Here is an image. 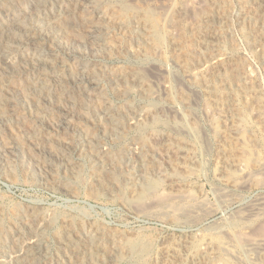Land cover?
Listing matches in <instances>:
<instances>
[{
    "label": "rangeland",
    "instance_id": "rangeland-1",
    "mask_svg": "<svg viewBox=\"0 0 264 264\" xmlns=\"http://www.w3.org/2000/svg\"><path fill=\"white\" fill-rule=\"evenodd\" d=\"M109 1L89 0L91 2L89 3L87 0H39V6L41 7L39 8V14L47 18L58 16L56 19L63 21L67 18L64 15L67 13V9L76 10V25H72L75 27L67 25V28L63 30L54 29L53 31L56 36L64 34L67 42L72 39L74 34H77V36L82 34L85 37L89 23L92 20L107 26V30H105L103 35L109 38L111 45L106 52L97 50L94 54H90L83 46H76V50H71V52H64L63 50L56 52L58 55V66L59 64L65 66L67 83L75 95L74 99L61 95L56 98L51 91L49 99L45 100L40 94L33 92L29 88L28 85L31 79L33 80L38 74L43 73V75L46 74V79L52 85L53 91H59L61 87L54 80L52 73L55 70L53 67L32 69L29 73H22L19 70L13 72L5 71L0 62V246L6 245L5 252L0 250V264H86L88 262V254L84 251V247L86 246L87 248L85 243L86 235H88V232L92 233L95 228H99L102 232L104 231L103 239H100V243L105 257H108L110 251L114 250L111 245L115 235L122 237V240L124 237H129L131 240L134 239V242L138 241V239L144 244L147 242V246L154 253L162 237L173 233L174 239H178L184 234L181 228H188L192 230L194 238L199 240L203 237V231L207 226L211 225V223H225L224 219L228 216L227 212L221 210L218 196L214 195L210 189V182L213 180L215 169L221 163L219 160L222 154L219 157L217 150L216 160L210 158V155L215 152V148H218V128H216V133L213 130V133L209 132L207 134V146L211 149L210 152L203 148L204 145L199 151L202 158L201 166L192 168L196 174L199 171L200 178L205 183L203 186L205 188L204 192L199 195V198L194 195L195 199L193 201L195 203L190 201L192 202L191 204H194L193 208L191 207L193 212L190 211V213L194 218L197 215L199 216L196 218L197 221L180 222V224L176 222V218L173 217L174 213L171 210L165 212V210L155 209L156 213L153 210V213L146 210L144 212L135 205V198H137L139 191L141 192L144 189L145 185L148 186V189L150 186L154 189L148 190V194L149 196L152 195V198L166 189L164 177H160L157 172V176L153 175L152 172H148V181L137 176L138 168L136 165L142 160L150 159L153 150L156 149L153 154L160 159L158 162L160 164L154 165L155 167L157 166V168L161 169L164 167L169 171V174L175 172L174 174L178 173L176 175L180 174V176L185 171L178 172L179 170L175 169V167L168 166V162L163 163L164 160H161L158 156L161 151V148H158L159 146L157 145L158 140L155 137H149L152 131L148 130V133L140 134L139 130H136L140 124L144 123L143 120L145 121V119L132 118V120H129L130 112H132L131 106H136L137 108L145 106L143 98L136 89L116 79L118 72L133 70L140 65L135 60L137 57L131 56L127 59L122 55L121 51V45L128 40V33L131 31L134 21L132 22V12L128 11L129 18L127 19L124 16L127 26L114 24L110 18L109 12L111 11L107 8ZM161 1L148 0L147 2L156 6H168L170 4L172 12L173 10L175 12L177 7L182 4V8L186 11L182 17L185 31L186 28L189 29L198 25L201 14L206 9L209 10L208 2L203 0L198 3L194 2L197 0ZM226 1L228 2V0L224 2ZM35 2L37 3L38 0H0V33L9 26L14 29L15 27L18 28L15 29L16 32L11 34L8 39V47L12 49L17 60L20 57L30 56L35 52L30 39L31 37L39 36L40 33L38 32L40 30L33 22H30V25L28 20L26 21L27 24L25 21L21 23L25 13L28 14L35 11ZM80 3L84 7H81ZM94 3L99 6L97 7ZM100 7H104V10L99 9ZM81 8H84L85 12ZM88 18L91 20L86 21L89 20ZM159 18L160 14L157 15V19ZM175 30L176 32H174ZM178 31L177 28L173 27L170 31H166V37L170 38L176 33L175 36L180 39L179 41L185 49L187 48L185 52L188 53L189 51L191 53L194 49L193 39L191 36L184 37L185 32ZM140 32H142L140 36H144L143 31L141 30ZM235 32H233L234 46L239 50L242 59L251 61L261 73L263 68L253 57L241 30L238 29ZM0 37L5 39L3 35ZM43 37L44 39L41 42L44 45L46 44V47L42 51L45 54L48 51L50 41L49 38ZM81 50L82 55L79 54ZM160 58L166 59L164 54ZM81 64L86 67L85 75L93 73L98 76L97 79L89 80L87 77L83 78L82 76L77 78L75 82L69 79L68 73L74 75L77 67ZM112 79L113 81H111ZM260 81L264 83L263 78ZM104 102L112 109L111 114L115 119L114 125L118 130L116 134L110 133V121L106 119L101 110L100 105ZM137 123L138 126L136 125ZM243 124L244 127L248 125V123ZM182 133L180 135L172 134L171 137L173 140L177 139L192 146L191 141L187 139V134ZM84 137L89 140H84ZM228 141L222 142L227 147L225 150L226 155L231 153V151L235 153L236 147L242 144L232 140ZM243 146L244 149H247L245 144ZM263 148L264 146L259 151L262 155V160H264ZM148 149H151L150 153L146 152ZM95 155L97 159H102L103 164L96 162L98 160ZM72 170L74 173H72ZM205 171L207 172L206 175ZM81 178L84 179L82 180ZM99 182L103 183V185L100 186ZM181 191L176 195H181L182 198H189L191 195L186 189ZM190 191L192 192V189ZM258 193L255 190H247L243 193V196L248 199ZM120 194H122L121 197H119ZM132 197L134 201L131 200L133 199ZM199 199H202V201ZM207 205L209 206L206 207ZM238 206L237 203H234L232 209L236 210ZM194 218L191 217L192 220ZM94 233L96 232L94 231ZM34 235L42 238L43 247L41 248L43 250L41 252L34 250L30 246L31 237ZM218 238H220V234H216V240ZM87 243L89 244L88 240ZM90 248L92 247L90 246ZM119 248L120 252L122 251V254H124L123 245ZM0 249L2 248L0 247ZM18 249H22L24 252V255L19 257L20 259H16L17 257L15 256ZM73 249L78 250V252H73ZM122 254L120 253L116 256L114 259L116 262L114 261L112 264H132V259L129 260ZM103 257V255L98 257V262L101 264H105Z\"/></svg>",
    "mask_w": 264,
    "mask_h": 264
},
{
    "label": "bare ground",
    "instance_id": "bare-ground-1",
    "mask_svg": "<svg viewBox=\"0 0 264 264\" xmlns=\"http://www.w3.org/2000/svg\"><path fill=\"white\" fill-rule=\"evenodd\" d=\"M87 1L89 2V0ZM147 1L110 0L108 2L107 8L111 11L109 12L110 18L116 25L127 26L125 17L128 19V11L132 12V22L134 21V24H132L131 28L133 30L131 29L128 33V40L121 45V51L122 55L127 59L135 56V58L137 57L135 60L140 63L133 70L118 72L116 79L136 89L145 102V106L143 107L137 108L136 106H131L132 112H130V115H133V117L130 116L129 120L141 118V120L145 119L146 121L143 120L144 123L139 126L137 123L138 127L136 130H139L140 134L148 133V130L152 131L149 137H155L158 140V148H161L158 156L161 160H164L163 163L168 162V166L175 167V169L179 170L178 172L185 171V173L180 176V174L176 175L178 173L174 174L175 172L172 170L174 173L169 174V171L163 166L162 169L157 168V166L155 167L154 165H157L160 161L153 154L156 149L152 152L151 149L146 150L147 153L151 152V158L140 162L137 161V176L146 181L148 172H152L155 176H157V172L160 177H164L166 189L152 198V195L149 196L148 190L153 188L150 186L148 189V186L145 185L144 189L141 192L139 191L141 194H137L135 205L139 210H146L148 212H152L155 209L165 210V212L171 210L177 223L194 222L199 216L197 215L194 218L191 215L190 211L193 212L191 207L193 208L194 204H191L192 202L190 201L195 199L194 195L199 198V195L204 192L205 188L203 186L205 183L201 180L199 171L196 174L192 168H199L201 166L202 158L199 151L204 145L203 148L210 152L211 149L207 146V134L213 130L216 133V128H218V148L216 149L214 146L215 152L213 155H208H210L211 159L216 160L217 150L219 157L222 154L219 160L221 163L217 162L220 163V166L218 168L214 167L216 169L211 181L212 183L210 182V189L214 195L218 196L220 208L222 211L227 212L228 216L224 219L225 223H211V225L207 226L203 231V237L199 240L194 238L192 230L188 228H181L184 234L178 239H174L173 233L169 236L164 235L165 237H162L161 240L159 239L160 241L154 253L147 246V242L144 244L139 239L134 242V239L131 240L129 237H124L122 240V237L120 238L115 235V237L113 236L114 238L112 237L113 244L111 245L114 250L110 251L108 257H105L100 243L104 231L102 232L99 228H95L92 233L88 232V235H86L85 243L87 244V248L86 246L84 247V251L88 254V262L86 261V264H101L98 262L100 255L104 256L105 264H112L115 261V257L120 253L122 254L120 248L118 249L122 245L125 251L122 255H125L129 260L132 259V264H264V160H262V155L259 152L264 146V83L260 81L261 78L264 79V0H228V2H224L225 0H203L208 2L207 6H209V10L206 9L201 14L199 24L197 23L198 25L189 29L186 28V31L182 22L183 13L186 11L182 8V4L177 7L175 12L174 10L172 12L170 4L168 6H156ZM194 2L198 3L201 0ZM39 4V0L37 3L35 2V11L33 13H25L21 21L23 23V21L26 22L28 20L29 24L33 22L40 30L38 32L40 33L39 36L31 37L30 39L35 52L30 56L20 57L17 60L12 49L8 47V39L11 34L16 32L15 29L18 28L14 26V29L6 25L7 28L0 33V36H5V39L0 37V62L5 71L13 72L19 70L22 73H29L32 69L53 67L55 70L52 73L54 80L61 87L59 91H53V87L46 79L45 73V75L40 73L33 80L31 79L28 85L29 88L33 92L40 94L45 100L49 99L51 91L56 98L61 95L74 99L75 95L67 83L65 66L61 64L58 66V55L56 52L58 50L71 52V50H76V46H83L90 54H94L97 50L106 52L111 45L110 40H108L109 38L103 35L105 30H107V26L92 20L89 23L85 37L82 34L78 36L74 34L72 39L67 42L64 34L56 36L53 31L54 29L63 30L67 28V25H76V10L67 9V13L64 14L67 18L59 21V19H56L58 16L52 18L41 16L39 14V8H41ZM80 4L81 7H84L82 3ZM94 5L96 4L94 3ZM99 9L104 10V7H100ZM82 10L84 11V8ZM159 14L160 18L157 19V15ZM71 18L72 20H70ZM173 27L177 28L178 32H185L184 37L191 36L194 46V49H191V53L189 51L188 53L185 52L187 48L185 49L179 41L180 39L175 36L176 33L170 38L166 37V31H170ZM238 29L241 30L253 57L262 66V74L251 61L243 60L239 50L234 46L233 32ZM141 30L144 36H140L142 34ZM43 36L47 39L49 38L50 41L48 51L45 54L43 53V49L46 47V44L44 45L41 42L44 39ZM148 51L151 53L149 52V54ZM79 54H83L82 50ZM162 54L165 55V60L160 58ZM81 65L77 67L74 75L68 73L69 79L73 82L81 76L83 78L87 77L89 80L97 79L98 76L96 74L85 75L86 67ZM77 97L79 96L77 95ZM100 107L106 119L110 121V133L116 134L118 130L114 125L115 119L111 114V107L105 102ZM243 123H248L247 127H244ZM219 124L221 125L218 126ZM182 132L187 134V139L191 141L192 146L187 145L188 143L186 142L172 139V134L176 133L180 135L183 134ZM83 139L86 140L87 138L84 137ZM228 140L239 142V144H243L244 142L247 149H244V144H241L236 147L235 153L231 151V153L226 155L225 150L227 147L222 142L224 141L225 143ZM95 157L97 159L96 155ZM97 160L98 164L102 163V159ZM102 168L104 169V167ZM72 173H74L73 170ZM206 173L205 171V175ZM99 185L102 186L103 183L99 182ZM183 189L188 190L189 195L193 196L190 195L189 198H182L181 195H176L182 192L181 190ZM190 189H192L193 193ZM247 190H255L259 193L256 196L253 195L254 197L252 198L246 199L243 193ZM131 200L134 201V198ZM234 203L239 205L236 210L232 209ZM154 213L156 212L154 211ZM216 234H220V238L217 240ZM87 240L93 249L90 248ZM42 243V238L38 235L31 237L30 246L34 250L36 249L38 252H41L43 250L41 248L43 247ZM0 247L2 248L0 250L5 252L6 245ZM78 250L73 249V252L77 253ZM22 255H24V252L22 249H18L15 255L16 259H20L19 257Z\"/></svg>",
    "mask_w": 264,
    "mask_h": 264
}]
</instances>
